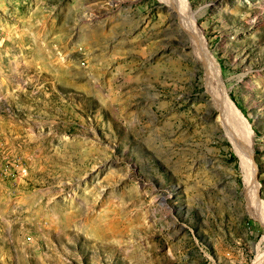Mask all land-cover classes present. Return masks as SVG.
Masks as SVG:
<instances>
[{"label": "rangeland", "instance_id": "374dc122", "mask_svg": "<svg viewBox=\"0 0 264 264\" xmlns=\"http://www.w3.org/2000/svg\"><path fill=\"white\" fill-rule=\"evenodd\" d=\"M259 257L264 0H0V264Z\"/></svg>", "mask_w": 264, "mask_h": 264}, {"label": "bare ground", "instance_id": "6f19581e", "mask_svg": "<svg viewBox=\"0 0 264 264\" xmlns=\"http://www.w3.org/2000/svg\"><path fill=\"white\" fill-rule=\"evenodd\" d=\"M224 100H226V99H224ZM251 153H252V149H250L248 153L243 154V156L245 158L244 159L245 168H246V171H247V174H246V186L248 188H250V190L253 188L252 189V194H253V191H254V197L253 198H254L256 204H258L257 206L260 207L261 203L259 202V199L257 197V187H256L257 186V182H255V173H256L255 170L256 169H255V167L252 166ZM255 187H256V190H255ZM254 200H252V201L254 202ZM257 264H264V257H259V260H258Z\"/></svg>", "mask_w": 264, "mask_h": 264}]
</instances>
